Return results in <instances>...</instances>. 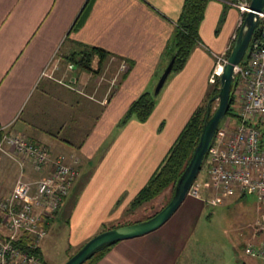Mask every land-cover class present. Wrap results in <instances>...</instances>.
Instances as JSON below:
<instances>
[{"label": "crops", "instance_id": "obj_1", "mask_svg": "<svg viewBox=\"0 0 264 264\" xmlns=\"http://www.w3.org/2000/svg\"><path fill=\"white\" fill-rule=\"evenodd\" d=\"M231 1L206 2L200 42L165 78L147 118H131L116 131L130 101L143 89L152 91L183 0H0V127L45 145L50 157L77 159L78 174L49 219L43 242L61 212L70 254L102 228L122 223L129 201L204 98L212 52L230 48L240 23ZM81 44L111 53L97 72L62 64ZM54 58L59 61L51 65ZM97 59L92 57V67ZM86 104H93L92 112ZM66 125L73 130L60 136ZM81 126L82 134L73 133ZM19 172L28 178L44 169L34 172L21 154L0 150V195ZM205 191L187 192L162 224L111 243L94 264H220L214 250L191 243ZM171 193L167 187L165 199Z\"/></svg>", "mask_w": 264, "mask_h": 264}, {"label": "built area", "instance_id": "obj_2", "mask_svg": "<svg viewBox=\"0 0 264 264\" xmlns=\"http://www.w3.org/2000/svg\"><path fill=\"white\" fill-rule=\"evenodd\" d=\"M248 2H230L239 11V22ZM256 15L258 36L250 39L243 58L232 68L236 124L216 127L205 153L204 177L194 178L187 192L197 195L212 186L227 194H254L263 206L259 207L262 213L252 227L255 240L247 241L243 252L264 259V5ZM212 54L210 85L218 79L227 57L226 51ZM124 68L121 61L119 69ZM0 150L21 154L34 172L44 169L28 178L19 172L10 190L0 195V264H39L34 254L18 243L26 237L28 245H40L49 219L78 174L77 159L65 162L60 156L50 157L45 145L24 133L8 131L0 137Z\"/></svg>", "mask_w": 264, "mask_h": 264}, {"label": "trees", "instance_id": "obj_3", "mask_svg": "<svg viewBox=\"0 0 264 264\" xmlns=\"http://www.w3.org/2000/svg\"><path fill=\"white\" fill-rule=\"evenodd\" d=\"M207 1L208 0H183L180 13L174 21L173 30L163 52L164 63L161 67V70L168 61L169 57L173 55L170 71L166 77L178 71L183 66L193 47L200 42V38L198 35V25L200 20L202 19L203 10ZM222 18L223 11L220 14L219 22L222 20ZM257 36L258 27L254 29L251 39ZM229 50L230 48L227 50V54L229 53ZM110 54V52L100 47L81 44V47L78 50L71 52L64 58L68 62H70V64H74L80 69L97 72L101 67L104 59H106ZM93 56H96L98 58L95 67L91 66V59ZM125 72L126 71L120 74L121 78L124 76ZM218 85L219 81L218 79H216L213 84L208 86L204 98L193 109L187 120L184 122L173 142L166 150L163 158L151 173L147 181L137 190L133 198L129 201L128 208L133 209L138 205L153 199L157 195L161 194L167 187H170L172 192L176 179L182 172L184 166L188 163L193 149L197 143L206 108L208 107L210 111L214 109V98L212 99L211 97L216 95L218 91ZM157 95L158 92L154 94L149 89L141 90L137 94V96H135L130 101L126 109L118 118L115 124V130L117 131L127 120L131 118H134L138 121L145 120L155 105ZM233 104L234 98L231 89L229 94L228 107L225 113L233 114L237 117L236 111H232ZM2 134L3 130L0 127V137L2 136ZM204 160L205 155L202 158L200 167L204 164ZM167 201L168 200L166 199V202ZM166 202H164V204ZM153 213H151L150 215H152ZM148 216L142 217L137 220L145 219ZM129 222L130 221H126L111 226ZM105 228L108 227H104L101 230ZM27 241L28 240L25 237L21 240V242L18 243V245L27 247L28 250L34 254L39 264H45V262L42 260L39 246L32 247L28 245ZM110 245L111 243L100 245L80 264H94L99 258L104 255V253L109 249Z\"/></svg>", "mask_w": 264, "mask_h": 264}, {"label": "rangeland", "instance_id": "obj_4", "mask_svg": "<svg viewBox=\"0 0 264 264\" xmlns=\"http://www.w3.org/2000/svg\"><path fill=\"white\" fill-rule=\"evenodd\" d=\"M56 61V58H54L51 61V65ZM67 62L68 61L64 59L62 64L66 65ZM115 81L116 80H114V82ZM236 98L235 105H232V111L234 112L236 109ZM33 99H35V97ZM216 104L217 99L215 98L214 107ZM92 106L93 104H86L85 108L92 112ZM235 124L236 116L224 113L220 117L217 126L232 128ZM71 130H73L71 126H64L60 131V136H67L68 132ZM79 130L77 128L73 133L82 134L86 129L84 126H81ZM205 169L206 166L203 164L198 170L195 178L200 179L204 177ZM82 177L83 176H81L80 181ZM166 190L133 209L127 207L123 213V217L118 222L140 219L158 210L164 202H166L164 194ZM205 190V196L202 195V197L206 198L207 202L203 205L199 216L194 220V223H197L196 225L198 226L194 234V236H197V239H191V243H202L209 251L214 250L215 259H218L220 264H264L263 259L250 257L243 252L245 243L255 240L251 235L252 227L258 220L262 210V208L259 207H263L262 204L256 200L255 195L252 193L227 194L219 188L212 186ZM59 215L56 226L47 233L44 240L46 244H44V247L42 245L43 260L46 264H61L71 252L65 250L67 233L63 221L64 212H61ZM44 242L42 241V243Z\"/></svg>", "mask_w": 264, "mask_h": 264}, {"label": "water", "instance_id": "obj_5", "mask_svg": "<svg viewBox=\"0 0 264 264\" xmlns=\"http://www.w3.org/2000/svg\"><path fill=\"white\" fill-rule=\"evenodd\" d=\"M264 5V0H249L248 10L244 13L236 34L233 37L226 62L222 66L219 74L218 91L212 99H217V104L212 111L207 107L203 116L202 127L197 143L193 149L188 163L175 181L174 188L168 201L156 212L145 219L134 222L118 224L105 228L88 237L74 252H72L61 264H80L97 247L103 244L113 243L117 240L136 236L155 229L162 224L168 216L176 209L185 197L191 182L194 180L203 156L217 127L220 117L226 112L229 101V94L233 86L232 68L243 58L252 33L257 26L258 18L256 12ZM173 60L171 55L159 73L152 92L159 91L166 76L168 75Z\"/></svg>", "mask_w": 264, "mask_h": 264}]
</instances>
